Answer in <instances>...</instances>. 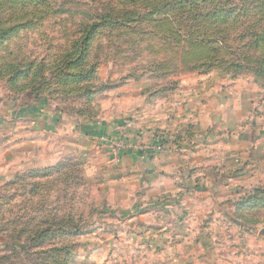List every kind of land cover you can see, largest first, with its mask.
I'll return each mask as SVG.
<instances>
[{
  "label": "rangeland",
  "instance_id": "rangeland-1",
  "mask_svg": "<svg viewBox=\"0 0 264 264\" xmlns=\"http://www.w3.org/2000/svg\"><path fill=\"white\" fill-rule=\"evenodd\" d=\"M262 29L264 0H0V140L29 141L0 180V264H264V202L181 179L242 168L227 143L197 149L212 128L196 122L203 100L264 84ZM232 186L264 198L260 175Z\"/></svg>",
  "mask_w": 264,
  "mask_h": 264
},
{
  "label": "crops",
  "instance_id": "crops-1",
  "mask_svg": "<svg viewBox=\"0 0 264 264\" xmlns=\"http://www.w3.org/2000/svg\"><path fill=\"white\" fill-rule=\"evenodd\" d=\"M245 83L248 89L245 91V94L242 91L243 94L241 92V94H238L236 89H229L225 95H214L212 98L214 99L213 103L216 109L214 106L213 113L209 112L210 108L207 109L205 106V104L211 102L203 100L204 105L201 106L199 119L196 122V128L199 129V132L201 127L212 128L211 136L206 139L205 144L201 141L197 145V149H200L201 146H211L221 149L227 143L228 146L226 145L225 147L230 149L234 163H242L243 165L242 168L237 169L239 170L238 173L231 176H209L202 171L201 173L198 172L197 175L192 174L181 177L182 182L186 186H189L190 192H192L191 190L196 192L208 190L210 194L208 197H204V199L211 203L216 202L215 200L218 199L216 197H219V194L224 192L222 185L227 190L224 193H228L227 195L229 196H235L236 199L240 198V201L237 200L234 203L239 204L244 200L247 203L252 192L250 190L254 186H250L249 188L243 187L244 189H242V187H233L232 183H237V180L244 178L248 181V179H253L254 176L258 175L264 179V84L254 86L253 81L248 82L247 80ZM254 87H257L255 91ZM199 103H201L200 100ZM27 117H31L36 122L41 121L39 126L45 129L54 127L60 121L59 115L46 117L44 111H40V109L37 111L35 108L33 110L29 109ZM100 132H102V129L100 123L97 122L88 124L83 130V133H88L89 136L97 139L102 136ZM21 138L11 140L8 143L7 136H4L0 140V144L6 141L7 147H9L7 151L4 150L7 149L4 147L0 149V180L8 179V176H10L15 167H23L25 164L23 160H25L26 153H28L29 147H27V144L29 141L24 140V137ZM16 143H18V146ZM14 148H19L16 150L19 151L21 157L13 152ZM11 149L13 150L10 153ZM16 156L20 158L17 160ZM16 161L21 165L16 164ZM8 171L10 174H8ZM219 184H222L220 188ZM185 196V193L182 191L180 198L183 201H177L180 207H185L186 205L190 207L192 201L197 202L198 200L192 197L185 198ZM229 196L226 201L231 199ZM228 204H231V202L229 201Z\"/></svg>",
  "mask_w": 264,
  "mask_h": 264
},
{
  "label": "trees",
  "instance_id": "trees-1",
  "mask_svg": "<svg viewBox=\"0 0 264 264\" xmlns=\"http://www.w3.org/2000/svg\"><path fill=\"white\" fill-rule=\"evenodd\" d=\"M172 3V2H171ZM218 11H220V13L219 12H213L212 13V15L211 16H213V17H218L217 19H212L213 21L215 20V21H217L218 19H219V15L221 16V18L219 19V21L220 22H222V23H226L227 22V20L231 17V15H232V11H227V10H225V9H223L222 11L221 10H218ZM218 15H217V14ZM207 15H210V14H207ZM242 32H244V31H242ZM2 37V36H1ZM0 37V38H1ZM251 38L252 39H254V41L257 43V42H262V41H264V29H262V30H260L259 32H253L252 33V35H251ZM209 39H211V38H209ZM213 40V39H212ZM207 43H213V42H215V41H211V40H205ZM214 51V50H213ZM15 65H17V66H20V65H18L17 63L15 64ZM19 68V67H18ZM29 68V66L27 67V69ZM257 69V68H256ZM30 70V69H29ZM258 70H260V68H258ZM23 72V70L21 69L20 71H19V73H22ZM18 76H19V74H16L15 76H13L12 78H11V82H15V80L18 78ZM31 87V86H30ZM245 201V200H244ZM253 201H258V203L259 204H261V202L263 203L264 202V198H259V197H257V196H255V195H251L249 198H248V200H247V202L248 203H250V202H253Z\"/></svg>",
  "mask_w": 264,
  "mask_h": 264
},
{
  "label": "built area",
  "instance_id": "built-area-1",
  "mask_svg": "<svg viewBox=\"0 0 264 264\" xmlns=\"http://www.w3.org/2000/svg\"><path fill=\"white\" fill-rule=\"evenodd\" d=\"M160 147H158V149H159Z\"/></svg>",
  "mask_w": 264,
  "mask_h": 264
}]
</instances>
